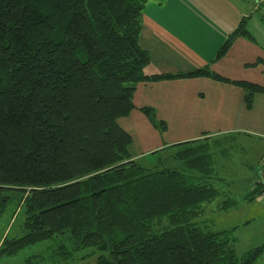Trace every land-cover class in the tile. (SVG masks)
<instances>
[{
	"label": "trees",
	"instance_id": "1",
	"mask_svg": "<svg viewBox=\"0 0 264 264\" xmlns=\"http://www.w3.org/2000/svg\"><path fill=\"white\" fill-rule=\"evenodd\" d=\"M146 1L0 0V216L10 203L22 214L20 234H1L0 256L43 241L55 264L90 256L94 264H255L264 252L261 243L238 254L236 227L208 222L204 207L222 191L203 149L159 157L173 148L162 147L149 165L129 151L117 119L131 110L139 81H228L243 89L245 108L264 91L207 66L145 73L138 37ZM235 37L251 39L246 17L213 60ZM139 110L166 128L152 107ZM256 195L264 196V175L245 198Z\"/></svg>",
	"mask_w": 264,
	"mask_h": 264
},
{
	"label": "crops",
	"instance_id": "2",
	"mask_svg": "<svg viewBox=\"0 0 264 264\" xmlns=\"http://www.w3.org/2000/svg\"><path fill=\"white\" fill-rule=\"evenodd\" d=\"M243 1L154 0L143 6L138 40L149 55L144 72H186L207 66L229 81L245 80L264 88V32L256 21H252L256 32L251 30ZM241 17H246L251 39L235 37L225 53L213 60ZM257 30L261 31L262 42L255 34ZM242 95L243 89L237 84L207 76L139 81L132 93L131 110L117 122L131 136L134 152L129 151L133 158L154 155L152 151L185 142L178 146L203 149L209 155L212 177L219 180L223 178L218 172L226 166L216 157L230 151L228 140L254 134L264 138V91L254 94L250 108L244 107ZM144 105L152 107L156 118L165 122L163 131L151 125L139 110ZM214 184L218 188L216 180ZM249 201L264 207V201ZM217 204L207 203L204 210L221 214V219L216 218L218 222L236 215L229 213L230 206L219 210ZM251 217L243 219L242 225H248Z\"/></svg>",
	"mask_w": 264,
	"mask_h": 264
},
{
	"label": "rangeland",
	"instance_id": "3",
	"mask_svg": "<svg viewBox=\"0 0 264 264\" xmlns=\"http://www.w3.org/2000/svg\"><path fill=\"white\" fill-rule=\"evenodd\" d=\"M152 1L154 0H147L144 6L147 7ZM243 3L246 9V14H249L248 20L251 30L254 31L252 21H256L261 31L264 32V23L259 18L261 13L254 11L253 0H244ZM143 10L144 9H142V11ZM261 31L257 30V33L255 34H257L256 36H259V40L262 42L260 37L262 36L260 34ZM254 32H256V30ZM140 35L142 36V33ZM139 44H141V42ZM156 50L158 49L156 48ZM259 137V135L255 134L251 135L250 138L241 135L235 136L233 139L228 140L230 151L225 155L216 157V160L223 163V165L226 166V169L223 168L224 170L218 172V175H222L221 178L223 179L216 180V185L219 190H222L223 192L211 200L210 205H215V203H219L220 200L229 198L233 201L231 204L232 206L230 205L229 213L234 212L236 215L218 222L216 218L220 217L221 219V214H218L216 210L210 211V213L204 210V214L209 217L208 222L214 226L213 228H229L238 224L233 230V234L236 236L235 249L238 254L255 245L264 243V207L256 204L255 201L251 202L245 198V194L254 185L256 180L264 175V138ZM239 146H241L240 148H242L245 153L240 150ZM245 146L249 147V149L247 150ZM183 148L188 147L178 146L169 148L165 152L159 153L158 156L165 157L166 155L175 154L176 151H181ZM129 150L134 152V149L131 147H129ZM261 152H263V158L260 157ZM156 156L157 155L155 154H147L144 157L139 158L138 161L142 164L149 165L153 163ZM243 176L249 178H244ZM251 199H258V201L263 202L264 196L256 195ZM11 210L12 205L10 203L5 208L4 213L0 216V239L1 234H5L6 231L8 237L20 234L21 232V211L18 208H14L12 210L13 214L10 217ZM249 215L252 216L250 223L248 225H242L241 221L249 217ZM47 245V241L38 242L34 245L26 246L18 250L14 255L0 256V264H55L49 259L48 255L50 254V248H48ZM67 264H94V257L90 256L81 260H74ZM255 264H264V252L258 257Z\"/></svg>",
	"mask_w": 264,
	"mask_h": 264
},
{
	"label": "built area",
	"instance_id": "4",
	"mask_svg": "<svg viewBox=\"0 0 264 264\" xmlns=\"http://www.w3.org/2000/svg\"><path fill=\"white\" fill-rule=\"evenodd\" d=\"M253 9L264 15V0H253Z\"/></svg>",
	"mask_w": 264,
	"mask_h": 264
}]
</instances>
